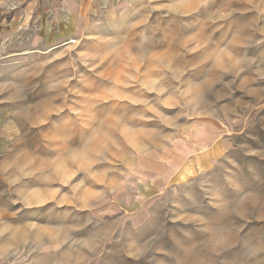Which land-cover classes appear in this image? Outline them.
Instances as JSON below:
<instances>
[{
    "label": "rangeland",
    "instance_id": "1",
    "mask_svg": "<svg viewBox=\"0 0 264 264\" xmlns=\"http://www.w3.org/2000/svg\"><path fill=\"white\" fill-rule=\"evenodd\" d=\"M20 18L0 264H264V0H113L49 49Z\"/></svg>",
    "mask_w": 264,
    "mask_h": 264
},
{
    "label": "crops",
    "instance_id": "2",
    "mask_svg": "<svg viewBox=\"0 0 264 264\" xmlns=\"http://www.w3.org/2000/svg\"><path fill=\"white\" fill-rule=\"evenodd\" d=\"M112 1L0 0V26L2 27L0 30L3 32L2 35L4 33L14 35L15 31L10 30L15 27L16 23L20 22V17L23 16L24 23L27 21L26 23L29 22L36 25V29H33L32 33L26 35V43L31 42L34 45H42L45 49H49L63 43L67 38L76 33L87 9L96 5H110ZM7 8L13 9V16L9 20L4 18ZM1 48L2 44L0 45V51ZM2 116L0 115V150L8 145L16 135L15 124L2 118Z\"/></svg>",
    "mask_w": 264,
    "mask_h": 264
}]
</instances>
